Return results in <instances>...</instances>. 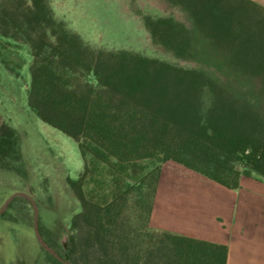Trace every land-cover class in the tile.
Masks as SVG:
<instances>
[{
	"label": "trees",
	"instance_id": "trees-1",
	"mask_svg": "<svg viewBox=\"0 0 264 264\" xmlns=\"http://www.w3.org/2000/svg\"><path fill=\"white\" fill-rule=\"evenodd\" d=\"M162 1L189 23L142 14L152 42L193 65L94 47L55 16L50 0H0L1 62L18 72L5 52L28 45L29 106L72 137L84 159L79 176L68 178L81 208L66 247L44 236L74 264H225L224 245L150 227L162 162L173 159L232 188L243 174L264 178V7L253 0ZM198 33L224 53L211 65L216 72L195 57ZM230 68L236 83L253 79L261 87L228 88ZM0 169L28 172L20 133L1 116ZM130 209L148 229L135 233V242Z\"/></svg>",
	"mask_w": 264,
	"mask_h": 264
},
{
	"label": "rangeland",
	"instance_id": "rangeland-1",
	"mask_svg": "<svg viewBox=\"0 0 264 264\" xmlns=\"http://www.w3.org/2000/svg\"><path fill=\"white\" fill-rule=\"evenodd\" d=\"M50 3L55 16L64 20L94 47L127 49L186 66L194 64L176 59L152 42L142 14H172L189 23L183 11L162 0H50ZM197 45L195 57L200 64L216 72L217 68L211 65L223 58L224 53L210 44L203 34H197ZM9 47L5 53H10L15 59L14 66L18 72L11 71L0 60V116L20 133L28 172L26 176H21L0 169V207L14 191L31 193L39 206L42 235L61 250L63 242L68 243L71 217L81 208L68 184V178L79 176L84 159L78 143L72 137L41 120L29 106L32 56L28 45ZM237 74L236 69L230 68L228 79L232 85L228 88L261 87L253 79L241 86L235 82ZM146 162L159 163L156 160ZM104 174L109 179L107 168ZM88 188H94V184ZM125 214L130 218V227L136 229L131 234V241L135 242V233H145L148 229L141 228L145 222L138 218L134 210L130 209ZM33 219V205L22 196H15L0 214V264H54L51 254L37 240Z\"/></svg>",
	"mask_w": 264,
	"mask_h": 264
},
{
	"label": "crops",
	"instance_id": "crops-1",
	"mask_svg": "<svg viewBox=\"0 0 264 264\" xmlns=\"http://www.w3.org/2000/svg\"><path fill=\"white\" fill-rule=\"evenodd\" d=\"M264 7V0H253ZM150 227L227 249L225 264H264V178L228 187L173 159L162 162Z\"/></svg>",
	"mask_w": 264,
	"mask_h": 264
},
{
	"label": "water",
	"instance_id": "water-1",
	"mask_svg": "<svg viewBox=\"0 0 264 264\" xmlns=\"http://www.w3.org/2000/svg\"><path fill=\"white\" fill-rule=\"evenodd\" d=\"M15 196H22V197H25V198H27V199H29L31 201V203L33 205V210H34V219H33L34 231H35V235L37 237V240H38L40 246L43 249H45L47 252H49L50 254L55 256L57 259L62 261L63 263H65V264H74L66 256L62 255L56 248L51 246L48 243V241H46L44 236L42 235L41 230H40L39 206L37 204L36 198L31 193H29L27 191H23V190H17V191L12 192L6 198V200L4 201L3 205L0 207V214L7 209L9 203L11 202V200ZM63 245H64V247H66V242H63Z\"/></svg>",
	"mask_w": 264,
	"mask_h": 264
}]
</instances>
